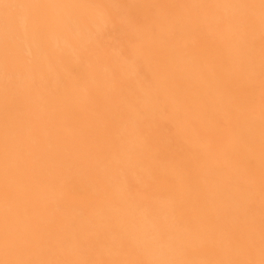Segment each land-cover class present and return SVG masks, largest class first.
<instances>
[{
  "label": "bare ground",
  "instance_id": "bare-ground-1",
  "mask_svg": "<svg viewBox=\"0 0 264 264\" xmlns=\"http://www.w3.org/2000/svg\"><path fill=\"white\" fill-rule=\"evenodd\" d=\"M0 264H264V0H0Z\"/></svg>",
  "mask_w": 264,
  "mask_h": 264
}]
</instances>
